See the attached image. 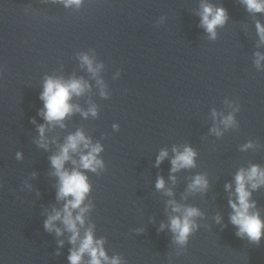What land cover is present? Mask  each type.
Here are the masks:
<instances>
[{"label": "clouds", "instance_id": "obj_1", "mask_svg": "<svg viewBox=\"0 0 264 264\" xmlns=\"http://www.w3.org/2000/svg\"><path fill=\"white\" fill-rule=\"evenodd\" d=\"M52 3L62 4L65 8H72L79 11L85 0H51ZM238 3L245 8L248 14L254 18V26L258 40L256 48L264 47V22L255 19L257 14L264 15V0H238ZM200 18L199 27L203 28L206 38L209 41H216L218 29L223 28L229 21V14L222 5H217L210 0H200L199 9L195 12ZM163 17H161V22ZM76 59L79 66L84 69L95 81L98 94L102 99H109L111 93L108 85L101 76L105 68V63L97 59L96 50L89 48L87 51H77ZM253 65L257 71L264 72V53L253 52ZM63 65H61L62 69ZM4 69L0 67V76ZM121 70L117 69L113 74V79H118ZM92 91V85L83 76L73 73L65 78L63 75L45 74L42 80V91L39 99L43 101V107L38 110V115L44 123H37L36 118L31 119L35 125L38 135L33 138V143L37 148L45 152H51L48 156L50 171L46 174L54 178L52 187L55 191L56 204L50 208H43L42 215L46 217L43 227L49 234H55L57 249L56 256L61 254V249L65 245V239H61L67 234V243L71 245L67 260L69 264H127V260L122 254L116 253L109 256L105 244L107 237L96 236V224L91 219V214L95 209L93 199L90 198L93 190L92 182L87 173L101 176L107 166L101 153L104 145L100 140L94 141L86 134L83 127L77 128L74 132L64 136L61 142L56 133L57 129L65 130L66 121L75 114L82 118L96 119L99 117L100 106L89 99L87 109L73 102L88 95ZM223 103L230 109L225 114L216 108L211 109L212 127L209 134L217 138H222L230 130H238L240 127L236 115L241 110L240 104L232 99L225 98ZM113 131H119L120 125L112 124ZM51 134V135H50ZM106 138L104 136L101 137ZM54 146V151L52 148ZM262 145L259 141L248 140L239 146V151L259 150ZM171 157L168 148H161L155 159V167L159 168L161 163L170 159L171 168L168 180L163 175H158L155 181V189L168 197L165 201V211L167 213V223L161 221L157 232H163L166 228L171 232V243L178 249L176 255H182L187 251L189 238L194 235L202 226L197 221L205 217V213L196 206L182 203L190 196L207 194L210 182L207 173H197L187 177L188 183L180 200L175 198V186L178 182L177 173L182 170H191L197 167L198 151L190 144H173ZM15 159L22 161L23 152L17 151ZM38 173H30V179L38 177ZM24 189L33 191V185L26 179L23 182ZM264 189V166L258 163H249L247 167L241 166L235 172L233 180L224 184V190L228 196L229 223L235 228V235L240 239H245L249 244L260 246L264 238V217L258 202L253 198V194ZM36 196L41 193L36 189ZM59 205V206H57ZM154 223V217L151 218ZM215 223L221 229L227 227L223 223V217L219 212L214 216ZM140 235L145 232V228L132 229ZM182 250V251H181Z\"/></svg>", "mask_w": 264, "mask_h": 264}]
</instances>
